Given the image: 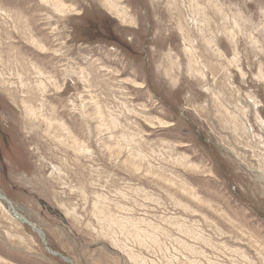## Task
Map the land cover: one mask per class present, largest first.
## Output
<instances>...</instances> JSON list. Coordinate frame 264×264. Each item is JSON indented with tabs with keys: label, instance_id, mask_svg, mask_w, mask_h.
Returning a JSON list of instances; mask_svg holds the SVG:
<instances>
[{
	"label": "rangeland",
	"instance_id": "rangeland-1",
	"mask_svg": "<svg viewBox=\"0 0 264 264\" xmlns=\"http://www.w3.org/2000/svg\"><path fill=\"white\" fill-rule=\"evenodd\" d=\"M263 166L264 0H0V190L74 264H264ZM0 264L70 263L0 198Z\"/></svg>",
	"mask_w": 264,
	"mask_h": 264
},
{
	"label": "water",
	"instance_id": "water-1",
	"mask_svg": "<svg viewBox=\"0 0 264 264\" xmlns=\"http://www.w3.org/2000/svg\"><path fill=\"white\" fill-rule=\"evenodd\" d=\"M0 198L3 199L6 203H8L9 208L12 210L13 214H14L18 219L20 218V220H21L22 222H24V223H28L30 226H32L34 229H36V231H38V233L42 236V232H43V230H42L41 228L37 227L35 223L29 221L26 217H24L23 215H21V214H20V213L14 208V206L12 205V203L10 202V200H9L8 198H6V196H2V195H0ZM20 215H21V216H20ZM42 239H43V242L45 243V245H46L48 251H49L51 254H53V255H60V256L63 257L65 260H67L70 264H73L72 259H70L69 257H67V256H65V255L59 254V253H57V252H54V250H53L50 246H48V244H47V240H46V237H45V233H44V232H43Z\"/></svg>",
	"mask_w": 264,
	"mask_h": 264
},
{
	"label": "bare ground",
	"instance_id": "bare-ground-1",
	"mask_svg": "<svg viewBox=\"0 0 264 264\" xmlns=\"http://www.w3.org/2000/svg\"><path fill=\"white\" fill-rule=\"evenodd\" d=\"M187 50H189V51H193V49L191 48V47H188L187 48ZM257 172H259V178L264 182V166H263V168H261V167H258V169H257ZM0 195H2V196H6L5 194H3L2 192H1V190H0ZM7 198V197H6ZM21 216V215H20ZM20 219V218H19ZM37 226V225H36ZM38 227V226H37ZM42 236H43V232H42ZM54 252H56V251H54ZM73 262V261H72ZM74 264V263H73Z\"/></svg>",
	"mask_w": 264,
	"mask_h": 264
}]
</instances>
